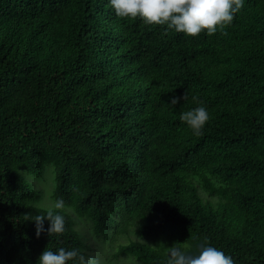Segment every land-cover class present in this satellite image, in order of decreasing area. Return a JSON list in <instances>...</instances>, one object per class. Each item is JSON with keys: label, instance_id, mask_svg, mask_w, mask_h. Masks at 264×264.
Instances as JSON below:
<instances>
[{"label": "trees", "instance_id": "16d2710c", "mask_svg": "<svg viewBox=\"0 0 264 264\" xmlns=\"http://www.w3.org/2000/svg\"><path fill=\"white\" fill-rule=\"evenodd\" d=\"M201 105L196 135L180 114ZM46 165L65 231L45 220L37 236L46 210L24 175ZM91 241H122L106 262L210 244L264 264V0L197 37L122 19L109 0H0V264L60 248L104 264Z\"/></svg>", "mask_w": 264, "mask_h": 264}, {"label": "clouds", "instance_id": "9594fccd", "mask_svg": "<svg viewBox=\"0 0 264 264\" xmlns=\"http://www.w3.org/2000/svg\"><path fill=\"white\" fill-rule=\"evenodd\" d=\"M245 3L246 0H109L116 15L122 19L140 18L147 25L166 26L190 37H197L202 32L212 36L231 25ZM178 102L177 97L171 99L172 105ZM180 120L194 134L201 135L210 120V113L206 106L201 105L182 112ZM64 206V200L59 198L47 208L46 214L34 217L37 236L45 231V220L49 222V235L64 233L65 217L59 211ZM190 247L168 248L166 264H235L231 255L210 244L199 245L198 254H192ZM69 261L73 264H96L93 258H85L77 249L64 248L44 250L37 264H68Z\"/></svg>", "mask_w": 264, "mask_h": 264}, {"label": "rangeland", "instance_id": "374dc122", "mask_svg": "<svg viewBox=\"0 0 264 264\" xmlns=\"http://www.w3.org/2000/svg\"><path fill=\"white\" fill-rule=\"evenodd\" d=\"M24 179L36 194V198L32 203L34 207L47 210V208L52 207L54 205L55 202L52 199V194L55 186V174L52 166H44L42 174L39 177L24 175ZM64 211L72 220L74 228L78 232V234L80 236H83L82 232H85V229L84 226L80 224L78 220L79 217L77 216V214L73 210L68 208L64 209ZM132 238L135 239L136 237L133 235ZM125 242L126 241H124V243ZM119 243H122V241H119L117 244H113L112 247L109 248L108 244H104V247H101L99 242H93L91 244L93 245L92 249L94 250L92 253L95 256L99 255V260H101L104 264H132L129 259L125 260L124 258L118 259V261L114 262H106V260L112 259L111 255L115 252L116 247Z\"/></svg>", "mask_w": 264, "mask_h": 264}]
</instances>
